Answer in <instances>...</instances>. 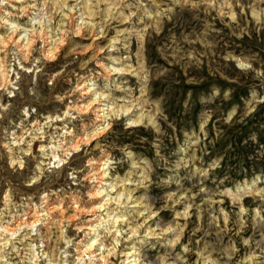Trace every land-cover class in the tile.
I'll use <instances>...</instances> for the list:
<instances>
[{
  "label": "clouds",
  "instance_id": "1",
  "mask_svg": "<svg viewBox=\"0 0 264 264\" xmlns=\"http://www.w3.org/2000/svg\"><path fill=\"white\" fill-rule=\"evenodd\" d=\"M184 12L200 26L198 32L181 30ZM213 12L235 41H242L250 26L257 33L264 28V0H168L167 5L158 0H0V160L26 190L17 191V201L13 186L0 178L7 185L0 194V264H114V257L116 264H264V169L253 170L249 179L243 159L233 164L230 158L217 173L222 161L209 145L214 151L223 133L216 124L208 128L210 108L231 127L264 104L256 90L264 91V71L254 67V57L227 48L212 51L214 25L208 17ZM165 21L170 27L163 39L171 43L157 47V54L185 77L206 66L228 84L238 81L225 72L251 76L255 85L240 97L242 106L233 104L225 113L221 106L233 89L213 83L197 98L198 130L181 128L180 136L147 94L156 83L167 85L165 92L171 88L169 73L150 69L144 60L145 36L160 37ZM108 28L116 34L96 50L104 53L97 60L99 71L89 69L75 39L106 37ZM69 37L74 46L65 62L71 57L80 71L46 70L58 62ZM65 89L66 94H57ZM191 103L189 90L183 102L187 117ZM49 105L52 113L44 114ZM169 129L173 148L164 144ZM143 133L152 137L145 149L153 153L152 161L116 143L135 136L143 144ZM249 141L257 142L255 133L243 145ZM165 150L168 157L162 156ZM198 151L208 156L207 163ZM169 157L175 161L161 166ZM255 159H264V152ZM249 200L254 207L246 206ZM65 204L74 215L65 216ZM149 251L155 252L151 259Z\"/></svg>",
  "mask_w": 264,
  "mask_h": 264
},
{
  "label": "rangeland",
  "instance_id": "2",
  "mask_svg": "<svg viewBox=\"0 0 264 264\" xmlns=\"http://www.w3.org/2000/svg\"><path fill=\"white\" fill-rule=\"evenodd\" d=\"M158 2H160L162 5H167L168 0H158ZM215 17V12H213L212 15L208 17L209 23L214 25V39H212L211 42L215 44L216 47L213 48L212 51L216 52L217 49L227 48L228 50L234 51L236 54L243 53L249 57H254V67H256L258 70L264 71V28H261L259 33H257L255 27L250 26L246 30L243 40L235 41V38L229 37L227 29L224 28L220 21L218 19H215ZM73 23L75 22L73 21ZM180 24L183 25V28L181 30L186 33L193 31L198 32L200 30V26L194 22L192 17L189 16L187 12L181 14ZM121 27L125 26L122 25ZM169 27L170 25L167 21H165L161 25L160 37H157L155 33H151L150 35L145 36L144 60L150 69L163 67V69H165L169 73V83L171 84V88L168 92H165L164 89L167 85L156 83L153 87L150 88L147 94L151 98V100L157 101L161 105L164 114L169 118V122H172L176 127L177 136H180L181 128H196L198 130L197 116L200 113L201 105L198 102L197 98L200 93H204L205 95H207L213 83H216L221 89H233L231 99L221 106V110L225 113L228 109L231 108L233 104L242 106L240 97H247L249 94V86L252 85L255 87V85L253 84L251 76L239 77L225 72L224 74L228 77L229 80L238 81V84H228L225 80L221 79L218 73L210 74L206 66L202 71L190 70L188 76L185 77L184 73L180 71L175 64L166 63L164 60L160 59L156 51L157 47L163 46V43H171V41H165L163 39V37H165L168 33ZM106 33V37H99L96 39H93L91 35H87L86 38L83 39H75V45H79L84 49L83 51L78 52L80 60L88 61L89 69H96L97 71H99L97 60H99V58L103 56L104 53H98L96 50L98 48H104L108 43V40L116 34L113 28L106 29ZM175 35L179 36V33H175ZM177 43L181 42L178 40ZM38 45L39 41L36 42L35 46ZM237 45H239V47H237ZM72 46H74L73 41L69 37L68 39H66L65 44L59 49V52L57 54L58 62L49 65L46 70L63 71L65 73L79 72L80 70L77 64L71 63V57H68V61L65 62V53ZM184 46L185 45L181 43V47ZM136 50V39L132 38L131 51L135 53ZM196 50H202V46L197 45ZM94 54L96 56L95 59H93ZM133 62L135 63V56H133ZM204 64L207 65V57L204 60ZM11 78L15 79V76L13 75ZM188 79H190L192 82L187 83L186 80ZM256 83L258 84V81ZM189 90L192 92L191 117L183 115V102L187 98ZM256 90L260 92L261 95H264V91H261L259 88H257ZM66 91L67 90L65 89L64 93L58 92L57 94H66ZM3 99L5 103L9 102L7 96H4ZM67 104L68 100L66 98L65 105ZM254 107L255 111L250 117L245 118V122L243 124L235 123L231 127L222 123L220 115L214 107L209 109L211 114V121L208 125L209 130L211 129L212 124H216L217 129L222 130L223 133L221 139L216 141L214 151L212 150L211 145H209V150L212 151L213 156L221 158L222 161L221 168L216 170L217 173L221 172L225 168V166L228 165L230 158L232 159L233 164H235L237 160L241 158L243 159L244 167L248 170L249 179L251 178L253 170L259 172L261 169H264V159H255L258 153L264 152V104H256ZM37 112H41V109L39 107L37 108ZM50 113H52L51 105L48 106V109L44 114ZM37 118L38 117H33L34 120ZM73 130L76 131V129ZM252 133L256 134L257 142L253 143L252 141H249L247 145H243V141ZM143 135L145 137L143 144H141L140 141L135 138V136L122 137V139L120 141H117L116 143L118 146L127 144L134 152H137L138 155L152 161L154 158L153 153L150 151H145L146 148L150 147L152 137L149 133H143ZM171 136L172 133L169 129L168 136L164 138V144L167 145L168 148L175 147L176 141L175 139H171ZM213 137L214 133L210 131L209 139H212ZM180 138L182 139V137ZM99 139L102 144L105 143L103 137H100ZM95 143L96 141L93 140L91 142V146L94 147ZM229 145H231V148H229ZM37 146L38 142L33 145V152H35ZM107 150L110 151V149ZM162 156L168 157L169 154L165 150L162 151ZM197 156H202L205 163H207L209 159L208 156L203 155L199 151L197 152ZM249 156H253L254 160L250 161L248 159ZM174 161L175 157H169L166 161H161V166H163L164 163L171 165ZM153 167L154 169L157 167L155 163H153ZM228 176L241 180L245 178L243 173H241L239 177H236L233 173L229 172ZM0 178L7 180L8 184H11L13 186V196L17 201L20 199V197L16 195L17 191H19L21 194H24L26 192V190L18 183V181L9 175L7 171V165L2 160H0ZM153 179H155V175H153ZM225 183H228L227 179L225 180ZM6 187L7 185L0 183V194H2ZM57 187L58 185H54L53 190L55 191ZM245 203L246 206H255L252 205V202L250 200L246 201ZM64 207L65 216L70 217L71 215H74V213L67 208V204H65ZM179 208L180 206L178 205L177 209L179 210ZM147 255L148 258L151 259L155 255V252L149 251ZM112 259L114 264H116L117 258L114 257Z\"/></svg>",
  "mask_w": 264,
  "mask_h": 264
}]
</instances>
